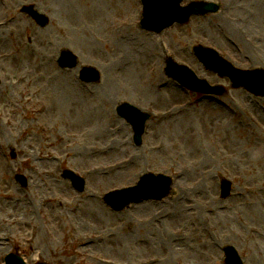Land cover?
Here are the masks:
<instances>
[{
    "label": "rangeland",
    "instance_id": "374dc122",
    "mask_svg": "<svg viewBox=\"0 0 264 264\" xmlns=\"http://www.w3.org/2000/svg\"><path fill=\"white\" fill-rule=\"evenodd\" d=\"M211 1L219 15L157 36L139 28L140 0H0L3 20H14L0 36V264L12 253L27 264H226L229 247L244 264H264V100L232 90L192 54L200 45L238 69L264 70V0ZM31 5L50 18L47 29L21 14ZM122 25L139 36L129 76L113 38ZM63 51L78 69L58 66ZM167 55L228 97L181 89L164 72ZM84 66L100 71L99 84L80 81ZM123 103L153 114L140 148L116 113ZM64 171L86 180L83 194ZM150 174L173 179L172 197L106 206ZM221 177L232 184L226 202Z\"/></svg>",
    "mask_w": 264,
    "mask_h": 264
},
{
    "label": "water",
    "instance_id": "95a60500",
    "mask_svg": "<svg viewBox=\"0 0 264 264\" xmlns=\"http://www.w3.org/2000/svg\"><path fill=\"white\" fill-rule=\"evenodd\" d=\"M184 0H142L144 6V19L142 20V28L147 31L161 33L166 28L171 27L174 23L179 22L186 24L194 15L216 14L219 7L210 6L203 3H192L188 8H181V3ZM33 18H37L40 25L45 26L41 16H36L31 8L25 10ZM196 56L205 65L208 71L217 73L221 78H229L235 89L244 88L246 91L258 97H264V73L262 72H244L235 69L232 65L219 58L218 54L211 50L203 48L195 49ZM60 66L65 69H73L78 66L77 58L69 52H64L59 61ZM169 75L178 81L184 88L193 92L204 95L223 96L225 94L222 88H211L207 82L198 80L194 73L190 70L175 65L172 61L169 62ZM100 79L99 73L92 69L86 68L83 70L81 80L87 83L98 82ZM118 113L130 123L135 132V143L140 146L142 144V135L146 122L149 119L148 115L141 114L136 108L129 105H123L119 108ZM66 177L71 178L75 186L82 190L80 180L71 173H67ZM25 185L24 179L20 178ZM165 179L146 177L142 180L139 187L133 190H126L114 195L119 199H109L110 205L116 211H122L132 204L138 203L145 199L162 200L168 194L170 183L165 184ZM223 198H227L230 194V184L223 181ZM158 192V194H157ZM227 264H242L241 260L235 255L232 249H227ZM7 264H24L22 260L11 256L7 259Z\"/></svg>",
    "mask_w": 264,
    "mask_h": 264
},
{
    "label": "bare ground",
    "instance_id": "6f19581e",
    "mask_svg": "<svg viewBox=\"0 0 264 264\" xmlns=\"http://www.w3.org/2000/svg\"><path fill=\"white\" fill-rule=\"evenodd\" d=\"M0 16H1L0 21H2L4 17H3L1 12H0ZM5 27H6L5 23H3V24L0 23V36H1V34H3L5 32L4 31V29H6ZM130 29H133V28H130L129 26H125L122 28V30L117 28L113 31L114 40H116L118 38L117 42L115 43V41H114V43H115L116 48L120 51V53H119L120 57L118 59L119 64H120L119 66L122 67V71H123L122 73L125 76H129L133 70L135 71V67H136L135 62L132 58L131 52H132L133 46L136 44L139 36L134 34L132 32V30H130ZM29 55H31V58H36L38 56L37 53H33V54H29ZM135 74H136V72H135ZM105 88L108 89L107 95L109 93H111L109 85H106ZM122 163L126 164L127 161H122ZM116 168H117L116 166H110V167H107L106 169H104V171H105V173H107L108 176H110L112 173H114ZM0 169H1V165H0ZM4 200H6V207L13 205L14 202H16V206L18 207V209H21L22 203L20 200H17L11 196H5ZM87 251L88 250H86L84 252H87ZM4 253L5 252L0 251V255H3ZM143 264H158V261L156 259L151 258L148 261L144 262Z\"/></svg>",
    "mask_w": 264,
    "mask_h": 264
}]
</instances>
